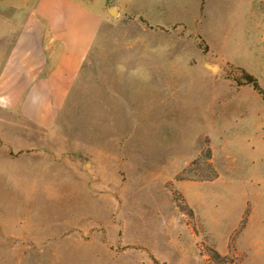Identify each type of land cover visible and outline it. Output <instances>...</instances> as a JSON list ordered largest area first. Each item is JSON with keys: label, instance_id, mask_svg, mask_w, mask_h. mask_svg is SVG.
I'll return each instance as SVG.
<instances>
[{"label": "rangeland", "instance_id": "rangeland-1", "mask_svg": "<svg viewBox=\"0 0 264 264\" xmlns=\"http://www.w3.org/2000/svg\"><path fill=\"white\" fill-rule=\"evenodd\" d=\"M187 1L166 29L125 18L118 42L137 59L77 81L106 88V108L23 117L3 92L19 71L0 76V198L55 197L0 205L43 225L0 243V264H264V94L248 77L264 92V0H196L194 19ZM20 15L0 18L1 72ZM164 52L168 76L148 60Z\"/></svg>", "mask_w": 264, "mask_h": 264}, {"label": "crops", "instance_id": "crops-1", "mask_svg": "<svg viewBox=\"0 0 264 264\" xmlns=\"http://www.w3.org/2000/svg\"><path fill=\"white\" fill-rule=\"evenodd\" d=\"M193 2L191 18L194 19L197 3L196 0ZM187 6V0H0V18L5 28H12L13 10L21 14L14 25L20 30L19 36L14 41L11 37L3 38L4 44H18L20 48L15 54L11 51L4 53V67L2 72L0 70V76H4L6 81L13 70H18L21 76L19 85L4 84L3 92L7 94L5 106L19 110L20 116L31 118L55 117V109L64 107L106 108V88L99 86L81 90L76 83L86 76L88 70L99 68L107 72L109 67H119L122 61L137 59L124 53L118 42V33L125 25V18L132 20L130 15L141 16L151 25L166 29L173 22H180L182 15H179L178 9H186ZM97 41L100 47L109 45L110 52H91ZM152 54L148 60L155 62V68H158L154 70L160 71V76L171 75L169 66L172 58L165 52L157 56ZM25 77L29 80L24 84L22 79ZM81 92L86 93L84 98H76L75 93ZM97 92L98 97L90 94ZM22 204H55V197L32 195L0 198V205ZM2 211L0 208L2 244L15 235L37 236L35 231L43 227L36 218L26 219L21 224L7 219Z\"/></svg>", "mask_w": 264, "mask_h": 264}, {"label": "trees", "instance_id": "trees-1", "mask_svg": "<svg viewBox=\"0 0 264 264\" xmlns=\"http://www.w3.org/2000/svg\"><path fill=\"white\" fill-rule=\"evenodd\" d=\"M250 81H252V86L255 90H257L260 94H264L263 90L261 89L259 83L257 82V80L255 78H252V76H248ZM217 256H219V254L217 252H215ZM224 258H227V256H223ZM232 263V262H231Z\"/></svg>", "mask_w": 264, "mask_h": 264}, {"label": "water", "instance_id": "water-1", "mask_svg": "<svg viewBox=\"0 0 264 264\" xmlns=\"http://www.w3.org/2000/svg\"><path fill=\"white\" fill-rule=\"evenodd\" d=\"M112 13H114V12H112ZM206 66H209V67H211L212 69H215V67H212V66H210L209 64H206Z\"/></svg>", "mask_w": 264, "mask_h": 264}]
</instances>
